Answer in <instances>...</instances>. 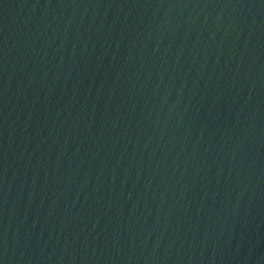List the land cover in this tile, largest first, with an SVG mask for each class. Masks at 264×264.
<instances>
[{"label":"water","instance_id":"1","mask_svg":"<svg viewBox=\"0 0 264 264\" xmlns=\"http://www.w3.org/2000/svg\"><path fill=\"white\" fill-rule=\"evenodd\" d=\"M0 264H264V0H0Z\"/></svg>","mask_w":264,"mask_h":264}]
</instances>
